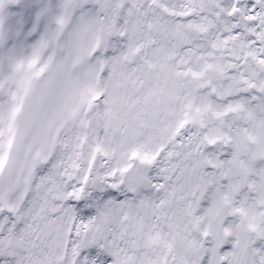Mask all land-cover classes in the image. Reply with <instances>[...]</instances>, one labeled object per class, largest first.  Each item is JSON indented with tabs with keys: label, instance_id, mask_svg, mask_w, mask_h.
Returning <instances> with one entry per match:
<instances>
[{
	"label": "snow or ice",
	"instance_id": "obj_1",
	"mask_svg": "<svg viewBox=\"0 0 264 264\" xmlns=\"http://www.w3.org/2000/svg\"><path fill=\"white\" fill-rule=\"evenodd\" d=\"M0 264H264V0H0Z\"/></svg>",
	"mask_w": 264,
	"mask_h": 264
}]
</instances>
